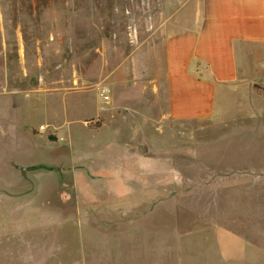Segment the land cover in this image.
Masks as SVG:
<instances>
[{
  "label": "rangeland",
  "instance_id": "374dc122",
  "mask_svg": "<svg viewBox=\"0 0 264 264\" xmlns=\"http://www.w3.org/2000/svg\"><path fill=\"white\" fill-rule=\"evenodd\" d=\"M177 1L0 0V90L51 103L14 97L0 264H173L216 225L264 264V85L219 94L215 120L169 119L159 23Z\"/></svg>",
  "mask_w": 264,
  "mask_h": 264
},
{
  "label": "crops",
  "instance_id": "0c3cea01",
  "mask_svg": "<svg viewBox=\"0 0 264 264\" xmlns=\"http://www.w3.org/2000/svg\"><path fill=\"white\" fill-rule=\"evenodd\" d=\"M177 3L159 23L165 35L167 117L175 122L215 120L221 113L217 97L230 88L234 92L244 89L258 97L253 85H264V0H178ZM1 61L6 66V59ZM3 72L6 75L5 69ZM5 86L0 90V143L11 140L17 144L21 131H17L12 114L20 102L14 101V97L36 94L47 99L50 94L5 89ZM48 104L51 106L49 98ZM50 120L39 126L48 125ZM8 155L11 157L0 154V173L5 161H12L15 156L19 160L15 151ZM193 237L195 242L206 244L203 248L197 244L196 248L183 252L173 264H180V258L184 259L182 264H259V248H251L243 236L221 226Z\"/></svg>",
  "mask_w": 264,
  "mask_h": 264
},
{
  "label": "built area",
  "instance_id": "2783aa9c",
  "mask_svg": "<svg viewBox=\"0 0 264 264\" xmlns=\"http://www.w3.org/2000/svg\"><path fill=\"white\" fill-rule=\"evenodd\" d=\"M97 94L101 102L108 104L110 102L111 92L110 89L105 85H100L97 88Z\"/></svg>",
  "mask_w": 264,
  "mask_h": 264
},
{
  "label": "trees",
  "instance_id": "16d2710c",
  "mask_svg": "<svg viewBox=\"0 0 264 264\" xmlns=\"http://www.w3.org/2000/svg\"><path fill=\"white\" fill-rule=\"evenodd\" d=\"M253 90L257 93L260 94V92L262 91L261 89V85L260 84H254L253 85ZM264 96V95H263Z\"/></svg>",
  "mask_w": 264,
  "mask_h": 264
},
{
  "label": "bare ground",
  "instance_id": "6f19581e",
  "mask_svg": "<svg viewBox=\"0 0 264 264\" xmlns=\"http://www.w3.org/2000/svg\"><path fill=\"white\" fill-rule=\"evenodd\" d=\"M42 129H45V126H42Z\"/></svg>",
  "mask_w": 264,
  "mask_h": 264
},
{
  "label": "water",
  "instance_id": "95a60500",
  "mask_svg": "<svg viewBox=\"0 0 264 264\" xmlns=\"http://www.w3.org/2000/svg\"><path fill=\"white\" fill-rule=\"evenodd\" d=\"M21 171H23V169H21Z\"/></svg>",
  "mask_w": 264,
  "mask_h": 264
}]
</instances>
